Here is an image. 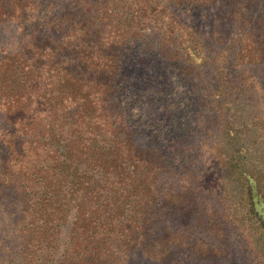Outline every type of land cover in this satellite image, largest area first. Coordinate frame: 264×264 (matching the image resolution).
I'll list each match as a JSON object with an SVG mask.
<instances>
[{"label": "trees", "instance_id": "1", "mask_svg": "<svg viewBox=\"0 0 264 264\" xmlns=\"http://www.w3.org/2000/svg\"><path fill=\"white\" fill-rule=\"evenodd\" d=\"M4 24L10 264H223L236 241L264 264V0H0ZM154 32L187 76L213 70L202 123L172 104L167 151L136 143L147 101L126 62Z\"/></svg>", "mask_w": 264, "mask_h": 264}, {"label": "rangeland", "instance_id": "2", "mask_svg": "<svg viewBox=\"0 0 264 264\" xmlns=\"http://www.w3.org/2000/svg\"><path fill=\"white\" fill-rule=\"evenodd\" d=\"M199 16V14L196 12ZM196 14L186 16V24L193 26L195 24L202 25L205 33L212 29V24L209 18L201 23ZM213 17V16H212ZM156 33H148L145 39H141L133 44L132 55L126 58V62L133 63L132 68L135 72L131 78L136 86V94L139 97L145 98L147 104L143 107L134 109L135 123L138 128L145 131V136L137 138V145L141 149H145L150 144L162 146L165 151L170 150L168 145L172 135L168 131L171 128V113L173 105L178 108L184 124L195 126L202 123L204 115L207 113L204 104L206 88L204 80L210 79V73L199 77L197 81L193 76H187L186 73L179 70V65L173 63L169 57L165 58L162 53L160 41L162 38H157ZM18 33L12 25L4 24L0 26V46L10 45L11 50H16L18 46ZM181 47V46H180ZM182 62V61H181ZM205 77V78H204ZM137 95V96H138ZM143 117V119H141ZM154 136V137H153ZM154 138V139H153ZM207 159V157H206ZM209 164V163H208ZM208 164H206L207 167ZM4 217L0 215V222H3ZM12 227L8 222L0 226V264H10L8 256H16L11 254L12 251L18 250L19 240L12 237L10 231ZM235 247L232 249V255L229 256L223 264H255L253 256L247 252L242 245L235 242ZM11 256V257H12Z\"/></svg>", "mask_w": 264, "mask_h": 264}]
</instances>
